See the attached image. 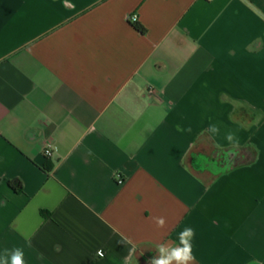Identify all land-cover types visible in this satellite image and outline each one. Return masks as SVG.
<instances>
[{
    "label": "crops",
    "instance_id": "1",
    "mask_svg": "<svg viewBox=\"0 0 264 264\" xmlns=\"http://www.w3.org/2000/svg\"><path fill=\"white\" fill-rule=\"evenodd\" d=\"M186 227L264 264V0H0V257L151 264Z\"/></svg>",
    "mask_w": 264,
    "mask_h": 264
},
{
    "label": "clouds",
    "instance_id": "2",
    "mask_svg": "<svg viewBox=\"0 0 264 264\" xmlns=\"http://www.w3.org/2000/svg\"><path fill=\"white\" fill-rule=\"evenodd\" d=\"M210 132H218L217 126H210ZM231 139V136L228 137ZM156 224L158 227H163L165 220L163 217L156 219ZM195 232L191 227H186L179 235V246H168L161 244L158 246L159 256L154 257L151 260V264H192L195 257L193 255L192 249V238ZM102 255V252L98 253ZM24 253L21 248H16L11 253L10 257L5 250L4 256L0 257V264H25ZM253 264H259L258 261H253Z\"/></svg>",
    "mask_w": 264,
    "mask_h": 264
},
{
    "label": "trees",
    "instance_id": "3",
    "mask_svg": "<svg viewBox=\"0 0 264 264\" xmlns=\"http://www.w3.org/2000/svg\"><path fill=\"white\" fill-rule=\"evenodd\" d=\"M132 25L135 29H137V31L140 34H142V35L146 34V29L141 24L134 22V23H132ZM8 183H9V186L14 190V192L20 193L22 191V184L19 180L9 181Z\"/></svg>",
    "mask_w": 264,
    "mask_h": 264
},
{
    "label": "built area",
    "instance_id": "4",
    "mask_svg": "<svg viewBox=\"0 0 264 264\" xmlns=\"http://www.w3.org/2000/svg\"><path fill=\"white\" fill-rule=\"evenodd\" d=\"M130 22H132V23L136 22V16L135 15H132L130 17ZM43 149H44V155L46 158H50L53 156V154H54L53 149L54 148L50 142L46 143L45 148H43Z\"/></svg>",
    "mask_w": 264,
    "mask_h": 264
}]
</instances>
